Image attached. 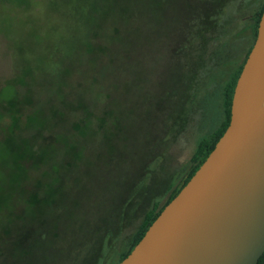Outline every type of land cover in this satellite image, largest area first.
<instances>
[{
	"label": "rangeland",
	"instance_id": "obj_1",
	"mask_svg": "<svg viewBox=\"0 0 264 264\" xmlns=\"http://www.w3.org/2000/svg\"><path fill=\"white\" fill-rule=\"evenodd\" d=\"M262 2L0 0V264H118L223 120Z\"/></svg>",
	"mask_w": 264,
	"mask_h": 264
},
{
	"label": "water",
	"instance_id": "obj_2",
	"mask_svg": "<svg viewBox=\"0 0 264 264\" xmlns=\"http://www.w3.org/2000/svg\"><path fill=\"white\" fill-rule=\"evenodd\" d=\"M264 252V6L213 148L118 264H256Z\"/></svg>",
	"mask_w": 264,
	"mask_h": 264
},
{
	"label": "trees",
	"instance_id": "obj_3",
	"mask_svg": "<svg viewBox=\"0 0 264 264\" xmlns=\"http://www.w3.org/2000/svg\"><path fill=\"white\" fill-rule=\"evenodd\" d=\"M264 6V0L259 6V9L253 16V24H252V35L251 39L254 41L257 31V25L258 21L262 12ZM253 43V42H252ZM252 46V44H251ZM249 46V49L244 55L243 60L241 63L237 66V68L233 71L231 74L229 80L226 82V84L223 86V93H222V105H223V120L220 122V124L206 137L202 138L198 143L193 151L192 155L189 159V169L183 176V179L181 180L179 186L177 188H173L170 193L168 194L167 198L164 200V202L160 205L157 202H153L151 207L145 212L142 221L140 222L136 232L132 236L130 242L128 243V246L125 251L121 252L120 259L118 262H120L133 248V246L137 243V241L141 238L147 227L150 225V223L155 219V217L158 215V213L162 210V208L176 195V193L180 190V188L186 183V181L190 178V176L194 173V171L198 168V166L203 162L205 157L208 155V153L213 148L215 142L218 140V138L221 136L223 131L225 130L226 126L229 123L230 119V106H231V98L233 93V88L236 82V79L239 75V72L242 68V65L245 61V58L251 48ZM29 150V148H28ZM256 264H264V252L261 254V256L258 258Z\"/></svg>",
	"mask_w": 264,
	"mask_h": 264
}]
</instances>
